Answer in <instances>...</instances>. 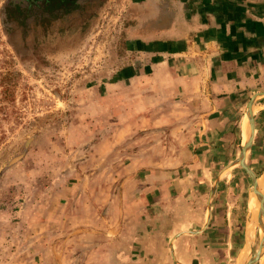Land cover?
I'll return each mask as SVG.
<instances>
[{"label":"crops","instance_id":"0c3cea01","mask_svg":"<svg viewBox=\"0 0 264 264\" xmlns=\"http://www.w3.org/2000/svg\"><path fill=\"white\" fill-rule=\"evenodd\" d=\"M151 5L152 13L144 12L145 1L140 5L137 24L124 33L127 69L110 83L120 86V106L107 110L111 118L124 119L122 135L137 134V147L120 148L119 172L105 174L104 189L90 187L88 205L64 192L53 211L39 206L24 225L26 253H2L0 264H60V236L79 245L87 234L97 246L91 253L104 254L72 259L79 264H179L184 257L208 264L240 257L248 241L252 255L255 228L264 227L255 188L248 203L252 217L242 231L234 208L237 179L245 178L237 165L253 119L247 164L248 152L261 148L264 0ZM116 98L111 95L110 103ZM113 149L106 147L105 166L116 164ZM258 175L264 182V166ZM90 213L106 216L86 220Z\"/></svg>","mask_w":264,"mask_h":264},{"label":"rangeland","instance_id":"374dc122","mask_svg":"<svg viewBox=\"0 0 264 264\" xmlns=\"http://www.w3.org/2000/svg\"><path fill=\"white\" fill-rule=\"evenodd\" d=\"M144 1L145 13L156 10L153 0H102L95 16L80 29L60 28V36L38 34V45L28 48L19 32L9 27L6 4L10 0H0V254L24 255L28 231L24 225L38 215L39 206H47L51 212L55 199L59 202L64 192L75 194L81 205H88L90 187L104 189L105 174L119 172L120 148L137 147V134L122 135L124 119L111 118L107 110L120 106V86L110 83L127 69L124 33L137 24ZM134 58H128L131 66ZM116 94L118 99L111 104L109 99ZM257 144L261 148L257 146L246 156L259 174L264 166V127ZM108 146L119 148L116 152L113 149L116 164L112 166L103 164ZM237 168L245 177L237 179L239 208H234L242 231L252 217L248 203L254 184L242 163ZM98 176L101 180H94ZM116 186L113 180L112 189ZM83 216L100 222L106 215ZM263 234L264 227L257 226L250 256L263 255L249 264H264ZM88 235L79 245L60 236V264H79L72 260L76 257L103 256V251L91 253L97 246ZM47 248L53 256L51 245ZM244 253L246 260L249 256ZM233 258L219 257L208 264H236L240 259ZM184 262L196 264L197 260L184 257L178 263Z\"/></svg>","mask_w":264,"mask_h":264},{"label":"flooded vegetation","instance_id":"af4514ba","mask_svg":"<svg viewBox=\"0 0 264 264\" xmlns=\"http://www.w3.org/2000/svg\"><path fill=\"white\" fill-rule=\"evenodd\" d=\"M99 3L102 0H10L8 24L19 32L23 45L34 48L38 34L60 36V28L80 29L95 16Z\"/></svg>","mask_w":264,"mask_h":264},{"label":"water","instance_id":"95a60500","mask_svg":"<svg viewBox=\"0 0 264 264\" xmlns=\"http://www.w3.org/2000/svg\"><path fill=\"white\" fill-rule=\"evenodd\" d=\"M253 124L255 123V120L253 119ZM252 124V131L249 135V137L247 138V140L245 141V143L243 144V150H242V154L240 156V162L242 163L244 169L248 172L249 176L251 177L253 184H254V188L256 190L257 193V203H258V208H259V215L258 217L261 218L263 217V226H264V182L262 180V177L259 176L258 174H256L252 167L246 163L245 159H244V154L246 149L248 148V146L250 145L252 138H253V132H254V127ZM257 217V219H259ZM263 247H264V234H263ZM261 255H263V253H258L257 255L254 256H249L248 257V261L245 264H249L251 259H255L256 257H260ZM245 261V259L243 261H241V259H239V261L236 264H243Z\"/></svg>","mask_w":264,"mask_h":264},{"label":"bare ground","instance_id":"6f19581e","mask_svg":"<svg viewBox=\"0 0 264 264\" xmlns=\"http://www.w3.org/2000/svg\"><path fill=\"white\" fill-rule=\"evenodd\" d=\"M250 127V126H249ZM253 201V200H252ZM253 203V202H252ZM258 215H259V213H258ZM259 218V217H258ZM250 225V224H249ZM249 242V241H248ZM247 242V243H248ZM247 243L245 244V246H244V248H243V251H242V253H241V255H240V259H241V261H243L244 260V256L246 255V253H244V252H247V254H248V256H249V247H248V245H247ZM245 249H247V251H245ZM247 260V259H246ZM245 260V261H246ZM248 261V260H247ZM246 261V262H247ZM250 261V260H249ZM245 262V263H246Z\"/></svg>","mask_w":264,"mask_h":264}]
</instances>
